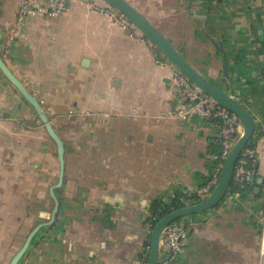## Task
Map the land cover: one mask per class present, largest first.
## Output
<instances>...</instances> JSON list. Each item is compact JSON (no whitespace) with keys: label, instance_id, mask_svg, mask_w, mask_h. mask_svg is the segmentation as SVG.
I'll return each mask as SVG.
<instances>
[{"label":"crops","instance_id":"0c3cea01","mask_svg":"<svg viewBox=\"0 0 264 264\" xmlns=\"http://www.w3.org/2000/svg\"><path fill=\"white\" fill-rule=\"evenodd\" d=\"M22 1L0 0V55L62 140L64 174L53 192L59 210L47 225L56 146L0 72V264H9L36 228L18 264H141L151 205L192 196L211 179L218 124L166 117L178 104L162 54L137 29L110 25L77 0L56 19L26 17L6 51ZM127 1L249 111L256 181L264 183V0ZM256 186L231 189L215 208L186 217L170 264H264Z\"/></svg>","mask_w":264,"mask_h":264},{"label":"water","instance_id":"95a60500","mask_svg":"<svg viewBox=\"0 0 264 264\" xmlns=\"http://www.w3.org/2000/svg\"><path fill=\"white\" fill-rule=\"evenodd\" d=\"M106 4L110 8L117 11L121 16H123L130 24H132L139 33L144 36L151 46L156 48L163 58L167 60L174 68L183 75L192 85V87L197 88L201 93L207 96L209 99L214 101L218 106L228 110L234 114L240 124L241 133L232 145L230 151L228 152L222 169L220 171L218 182L210 194L205 197L202 201L184 206L182 208L173 210L169 214L163 216L159 219L151 229L149 234V253L147 257L146 264H157L160 252V238L163 230L170 223H173L179 219L186 218L192 215H197L204 213L208 210L215 208L226 194L231 189L238 188L236 184L232 182V174L236 161L242 151V149L252 140L256 123L249 111L240 103L238 99L231 96L228 93V89H222L211 83L204 76H202L192 64H190L180 52L169 42L168 39L157 29V27L150 22L134 5H132L127 0H99ZM224 73L223 82H226L227 68L225 60L222 61ZM0 72L5 77V79L18 91V93L23 97V99L34 109L38 119L44 126L48 136L52 139L56 146V155L59 162V175L58 181L50 190V195L53 198L54 206L51 212L50 221L47 225H51L55 220V217L59 210V203L54 196V190L59 189L62 186L63 174H64V145L60 137L56 134L53 127L51 126L46 114L44 113L39 100L37 97L32 95L22 82L10 71V69L5 64L2 56L0 55ZM257 186L254 190L255 194H259V185L261 184V179H257ZM38 228L34 229L27 236L24 244L17 251V253L12 257L9 264H18L20 259L24 256L28 250Z\"/></svg>","mask_w":264,"mask_h":264},{"label":"built area","instance_id":"2783aa9c","mask_svg":"<svg viewBox=\"0 0 264 264\" xmlns=\"http://www.w3.org/2000/svg\"><path fill=\"white\" fill-rule=\"evenodd\" d=\"M68 0H23L18 8L14 25L5 41V50L22 33L23 21L29 16H42L48 20L62 16L66 9ZM88 4L91 9L99 14L105 15L109 19L110 25L127 29H136L117 11L110 8L99 0H77ZM164 59V58H163ZM161 64H166L170 68V81L177 94V109L168 112L166 117L181 121L187 120L192 115H197L206 119H213L217 122L219 133L217 143L220 152L216 157V167L211 175V179L205 187L196 191L192 196L179 197L178 199L185 205H192L202 201L207 197L218 182V177L223 166V162L230 151L232 145L241 133V124L238 118L228 110L218 106L197 88L192 87L190 82L181 75L167 60H161ZM257 159L256 151L251 141L242 149L232 174V182L243 191L250 190L256 186ZM263 197V210L260 217L261 234L259 240V255L264 257V183L258 186ZM185 218L170 223L163 230L160 238V252L157 264H170L181 251V241L185 236ZM151 221L148 223V235L152 229ZM149 253V246H145L141 252V264H146Z\"/></svg>","mask_w":264,"mask_h":264},{"label":"trees","instance_id":"16d2710c","mask_svg":"<svg viewBox=\"0 0 264 264\" xmlns=\"http://www.w3.org/2000/svg\"><path fill=\"white\" fill-rule=\"evenodd\" d=\"M143 38L146 39L144 36H143ZM255 183H256V181H255ZM240 191H243V190L240 189ZM184 206L185 205L179 199H174V201H172L170 204H164L161 202H154L150 207V216L148 218V223H150V221H151V225L154 226V224L159 219H161L163 216L169 214L173 210L182 208ZM145 246H150L149 235H148V238L146 240L144 247Z\"/></svg>","mask_w":264,"mask_h":264},{"label":"rangeland","instance_id":"374dc122","mask_svg":"<svg viewBox=\"0 0 264 264\" xmlns=\"http://www.w3.org/2000/svg\"><path fill=\"white\" fill-rule=\"evenodd\" d=\"M151 2H152V3H151L152 5H154V4H155V5H158V3H160V2H161V3H166V4H167V0H158V1H156V0H152ZM137 3H138V5L141 4L139 1H138ZM163 10H164V8L162 9V11H163ZM156 12L158 13V11H156Z\"/></svg>","mask_w":264,"mask_h":264}]
</instances>
